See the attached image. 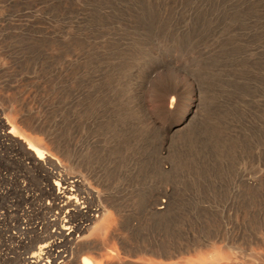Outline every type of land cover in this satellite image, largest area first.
I'll return each mask as SVG.
<instances>
[{
	"label": "rangeland",
	"instance_id": "1",
	"mask_svg": "<svg viewBox=\"0 0 264 264\" xmlns=\"http://www.w3.org/2000/svg\"><path fill=\"white\" fill-rule=\"evenodd\" d=\"M51 2L58 35L53 58L49 42L28 54L18 37L0 33L5 70L0 94L8 99L0 100V109L25 98L23 114L32 117L33 125H44L25 133L64 147L65 153L50 151L62 164L69 158L80 167L83 176L64 168L79 181L104 183L106 192L117 197L143 192L123 190L120 185L127 182L181 187L172 189L184 204L176 225L192 229L199 224V236L174 240L196 245L198 252L181 250L170 264L213 257L227 264L225 249H206L209 233L233 244L228 249L237 264H253L247 260L252 255L259 258L256 264H264V0ZM47 4L42 0V7ZM187 59L198 73L200 111L189 133L170 141L163 156L170 170L160 173L153 159L157 138L144 132L131 111L119 108L118 97L141 80L142 70L170 61V82L178 93L184 91L183 99L171 104L175 93L159 91L164 77L157 68L143 99L158 126L176 119L193 97L191 79L173 72L175 63ZM24 154L0 146V210L14 211L6 218L10 229L0 225V257L6 260L15 258L18 217L32 216L34 222L33 214L46 201L39 188H49L38 169L25 166ZM123 207L129 218L140 212L133 199ZM156 229L147 223L143 237L151 238ZM35 241L33 248L27 246L28 254L45 243L35 247ZM115 247L122 256L121 244ZM111 256L108 252L103 260Z\"/></svg>",
	"mask_w": 264,
	"mask_h": 264
},
{
	"label": "bare ground",
	"instance_id": "2",
	"mask_svg": "<svg viewBox=\"0 0 264 264\" xmlns=\"http://www.w3.org/2000/svg\"><path fill=\"white\" fill-rule=\"evenodd\" d=\"M51 1L53 0H47L48 4L42 7V0H0V33L6 32L18 37L19 47L28 54H33L32 50L36 49L39 43L42 46L49 42L48 55L53 58L57 52L58 35L55 21L51 20L52 17L54 18V11L51 17L48 9L52 5ZM191 60L175 63L173 72L182 71L191 79L193 97L184 113L165 125L158 126L153 116L145 110L143 90L153 70L157 68L161 69L164 77V85L159 91L166 96L175 93L176 100L171 96V104L183 99L184 91L178 93L170 82V61L161 62L144 71L140 70L141 80L131 84L129 92L123 89L118 97L119 108L126 112L131 111L134 117L143 123L144 132L157 138L158 146L153 153V159L160 173L170 170V164L163 159L170 141L179 140L187 135L200 111L198 73L193 68ZM4 72V64L0 59V73ZM0 100L4 102L8 99L0 94ZM17 100L19 101L15 100L17 102L15 105L7 104L0 109V115H4L0 117V146L23 149L25 154L22 157L27 162L25 166L31 165L38 169V173H41V182L48 183L46 186L49 188H39V194L46 201L45 205L41 204L39 211L33 214L34 222H30L32 216L18 217L16 228L21 230L15 241V258L6 260V257L2 256L0 264H170L168 261L181 250L198 252L196 245L174 240L180 236L185 240L199 236L198 223L192 229L176 225V218L180 217L179 210L184 204L181 196L174 194L172 189L181 187L171 183H162L156 187L155 183L127 182L120 185L123 190L136 189L143 192L131 195L134 197L127 194L117 197L106 192L104 183L100 185L95 183L92 186L89 182L70 177L69 174L64 173V168L81 175L80 167L69 158H66L65 163L62 164L50 151L56 149L65 153L64 147H56L48 139L43 140L25 133V131L40 130L44 125L37 122L33 125L32 117L23 114L26 106L25 98ZM245 185L248 187L250 183L243 184ZM126 199H133V202L139 203L140 206V212L132 218L125 214L123 202ZM11 212L0 210V225L8 230L10 227L7 226L6 218L12 215ZM147 223L160 227V230H155L151 238L143 237L142 227ZM120 228L122 232H119ZM169 229H172L170 233H168ZM132 232L137 234L131 236ZM33 238L36 239L35 247L43 241L45 243L40 244L37 251L28 254L26 249L28 245L33 248L31 242ZM224 240L220 233H209L204 236L208 251L223 248L226 250L225 258H228L225 262L237 264L232 260L228 249L233 244ZM116 242L121 244L122 256L117 254ZM130 242H134L136 247L128 246ZM151 245L160 248L154 250ZM108 252L112 255L111 259L103 260ZM247 260L256 264L255 261L259 258L257 255H252ZM221 261L223 260L220 257L209 260L196 258L179 261L176 264H221Z\"/></svg>",
	"mask_w": 264,
	"mask_h": 264
}]
</instances>
